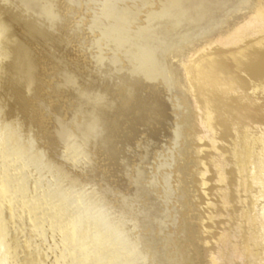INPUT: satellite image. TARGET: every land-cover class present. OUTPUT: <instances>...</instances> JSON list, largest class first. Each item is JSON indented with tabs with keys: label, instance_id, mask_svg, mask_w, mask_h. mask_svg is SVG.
Instances as JSON below:
<instances>
[{
	"label": "bare ground",
	"instance_id": "obj_1",
	"mask_svg": "<svg viewBox=\"0 0 264 264\" xmlns=\"http://www.w3.org/2000/svg\"><path fill=\"white\" fill-rule=\"evenodd\" d=\"M241 88L249 104L233 103ZM260 99L264 0H0V264H166L148 222L91 180L92 148L127 168L133 141L148 152L165 136L172 181L196 198L201 264H264ZM43 110L57 112L48 126ZM152 200L142 213L165 221L170 206Z\"/></svg>",
	"mask_w": 264,
	"mask_h": 264
},
{
	"label": "rangeland",
	"instance_id": "obj_2",
	"mask_svg": "<svg viewBox=\"0 0 264 264\" xmlns=\"http://www.w3.org/2000/svg\"><path fill=\"white\" fill-rule=\"evenodd\" d=\"M257 2H260V0H257ZM155 6L156 5H154L153 8ZM71 22H74L75 24L77 22L79 23L80 22L79 16H75L74 20L71 21ZM221 33H223V32H221ZM91 38H92L91 34L87 35V36L85 35L84 41L86 40V43H87V39L91 40ZM86 43L81 44L79 42V44H81L82 47L84 46L83 49H85L87 47ZM81 45H78L77 48L79 49L80 52H82V54H86L87 51H85V50H83V49H81L79 47ZM89 62H90V59H89ZM176 90H177V93L181 92L177 96L178 100L180 101V103L182 105L186 106L187 109H188L187 103L190 101V99H189L190 96H188L189 94L187 95V90L185 88H183V87L181 88V90H180V88H177ZM250 90L251 89H249V88L248 89L241 88L239 91H237L234 94V96H233V103H240L241 101L247 100V102L249 104L250 100L252 101V93H253V91L252 90L250 91ZM182 92H183L184 95L182 94ZM247 96H249V98ZM246 98H248V99H246ZM51 99H48V102L51 104V106H52L51 108L52 109L53 108H59L60 111H62V112H65V110L67 111V107L65 108V106L63 104L65 102L63 99H59V98H55V97H53L52 100ZM184 100H185V102H184ZM257 102H259V103L257 104ZM257 102H255V109H256L255 112L260 114L261 112H264V103H263L264 100L260 99ZM43 112H44L43 113L44 115L43 116L41 115L42 122L46 126H48L49 124H51V120L50 119H52L53 115L57 114V112L54 111V112H51V113L50 112L47 113L44 110H43ZM186 112L187 111H185L184 114ZM176 113H175V117H176V115H177V117L179 116V119L177 118V120L179 122L180 121V117L182 116V114H179L178 112H176ZM184 114H183V116H184ZM61 117H63V115ZM254 126L255 125H252L253 128H254ZM184 130H185L184 134L186 136L187 130H186V128ZM170 136H172V134H170ZM143 137L144 136H142L140 138H143ZM172 140H173V137H169V136H168V138L166 136L163 139L160 138L159 142L157 143V146H155L154 149H148V152H147V150L142 148V147L145 146L144 143L146 142V140L144 138L141 140V142H140V140L133 141V147H132L133 149L129 150V153H130L129 155H131V154L132 155L128 158V160H126L128 162L127 168L121 167V165H122L121 162H118L113 157H110L109 155H106L105 152L102 151L99 147L92 148L91 149V159H92L91 162H92V164L94 166L96 174H95V176H92L91 180H92V182H94L97 185V187H99L100 185H102L103 182H105L107 185H109L110 188H112L111 189V194H110V197H111L110 199L114 202V205L118 206L119 204H121L125 211L128 210L127 211L128 214L132 215L131 217L133 219L136 218V215H137L138 216V221L140 219L139 222H142V220H146L148 222L147 228H145L142 231H144L145 235L151 234L152 236L153 235L155 236L154 239H155V241L157 243V246L155 248L156 249H160L161 248L160 250L163 252V255H164L163 260H166V262H165L166 264H188V263L201 264V262L206 263V259H203V261L201 260L202 258H204V256L201 255V254H203L202 250L200 252V250L197 249V246H199V245L198 244L195 245V243H197V242L195 240L194 234L196 233L195 235H197V232H198L197 229H196L197 227L195 228V226H194V230L195 231H193V228L190 227L192 222L190 221V219H186L187 213L190 214L191 216L194 214V216H195V214L198 212L196 207H195V203H197L195 201L196 198H194V195L192 196L193 193L191 192L192 193L191 196H188L189 199L191 198V200H190L191 203L188 202V205L189 206L191 205L189 207L188 205L184 204L183 200H185L186 198L183 199V195L181 193H179L180 191H183V190L184 191H188L190 189L191 185H190V183L186 184V182H184V184L183 183L178 184V183L172 181V179L174 180L173 165L175 164L176 160L179 159V157H178L179 156V154H178L179 149H177L178 147L175 148L173 146ZM187 141H188V139L186 138V142ZM135 144L136 145L138 144V145L136 146ZM169 150H171L172 153H174L175 150H176L175 155L170 157V152L171 151L169 152ZM155 151H157V152H155ZM157 154H159V155H157ZM177 154H178V156H177ZM106 166H108V167H106ZM136 170H140L141 178H142L141 181H140V184L138 186L136 185V180L134 178V176H135L134 173H135ZM156 170L159 171V173L156 172ZM109 172H110L111 176L109 175ZM84 175H86V174H84ZM153 176L156 177V180L158 181V184L154 183ZM112 178H113V180H111ZM169 183L171 185H169ZM173 186H174V188L175 187L178 188V191H176V193H175V191H173V189H174ZM172 191H173V194H172ZM191 191H193V190H191ZM175 194H178L179 197L177 195H175ZM155 196L160 200L159 206L160 205H161V207H163V206L169 207L170 206L169 207V212H168V216L169 217L167 219H165V221H162V222L154 221L155 217H154V213L153 212H146L147 213L146 216H144V214L142 213L141 208L145 209V207L147 205H152L154 203L152 199ZM170 198H172V199H170ZM165 200H167V201H165ZM169 200L171 202H169ZM165 202H166V204H165ZM123 203L125 205H123ZM129 204L131 206H129ZM174 205L177 206V207H175ZM183 209H185V210L182 211ZM188 209H189V211H188ZM194 209L196 210V212H193ZM180 210H181V212H180ZM186 210H187V213L185 212ZM172 211H173V213H172ZM175 212H176V214H175ZM184 212L186 214H184ZM182 214H184V215H182ZM171 216H173V217H171ZM179 216H180V220H179V218H177ZM184 221H185V223L187 222L186 223L187 225L184 223ZM184 224H185V227H183ZM179 225H181V226H179ZM177 226H178V229H176ZM188 227H190V228H188ZM179 228H182V229H179ZM186 228H188V229H186ZM188 230H189V232L187 233ZM181 231L182 232L186 231V232L180 234ZM137 232H138V230H137ZM190 234L193 235L194 237L191 236ZM188 237H189V239H188ZM156 238L159 239V240H157ZM175 238H176V240H175ZM187 239L189 240V242L187 241ZM173 240L175 241V243H174ZM178 241L180 243H178ZM190 242L192 244H190ZM177 243L180 244L181 246L178 245ZM173 244H176L177 246L175 247V245H173ZM185 248L188 250V252H187V250ZM177 249H178V251H177ZM189 249H190L191 252L189 251ZM179 250H181V252ZM197 250H199V251H197ZM185 251L189 255L186 254ZM177 253H178V255H177ZM198 253H199V256H197ZM180 254H181V256H180ZM192 254H195V255L197 254V255L195 257L194 256L192 257ZM184 256L185 257L189 256L188 258H190L191 260L188 259L187 257L184 258ZM183 259H185V260H183ZM192 259H193V261L198 260V259L199 260L196 261V262H193Z\"/></svg>",
	"mask_w": 264,
	"mask_h": 264
}]
</instances>
